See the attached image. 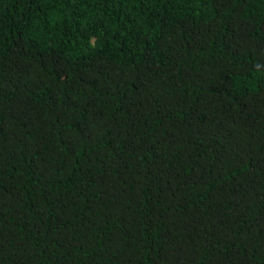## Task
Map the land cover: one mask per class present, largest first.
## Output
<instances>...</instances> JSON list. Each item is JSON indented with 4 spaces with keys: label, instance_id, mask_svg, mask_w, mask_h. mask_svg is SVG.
I'll return each instance as SVG.
<instances>
[{
    "label": "trees",
    "instance_id": "obj_1",
    "mask_svg": "<svg viewBox=\"0 0 264 264\" xmlns=\"http://www.w3.org/2000/svg\"><path fill=\"white\" fill-rule=\"evenodd\" d=\"M0 264H264V0H0Z\"/></svg>",
    "mask_w": 264,
    "mask_h": 264
}]
</instances>
